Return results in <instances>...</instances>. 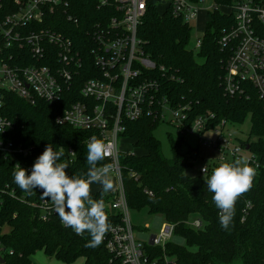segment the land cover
<instances>
[{"label": "trees", "instance_id": "trees-1", "mask_svg": "<svg viewBox=\"0 0 264 264\" xmlns=\"http://www.w3.org/2000/svg\"><path fill=\"white\" fill-rule=\"evenodd\" d=\"M13 1L1 0L6 8L12 7ZM100 1L67 0L66 15L60 12L56 17L59 31L68 33L82 53L88 54L91 47L85 30L98 22L106 26L111 17L118 15L114 0H105L104 5H100ZM213 1L214 11L207 14L196 54L186 48L189 25L169 12L148 5L136 37L143 56L155 65V69L143 73L142 77L156 80L158 96L166 99L170 107H187L189 121L212 115L207 122L208 128L223 121L237 125L249 115V136L241 142V147H248L246 150L254 161L252 166L258 165L254 187L238 199L232 224L227 230L223 229L219 223V210L212 201L213 194L205 182L219 163L209 165L205 175L186 176L184 170L192 166L191 157L195 156L196 150L181 154L177 151L178 145L171 146L172 155L166 158L154 137L160 122L146 114L136 121H121L124 130L120 138L129 139L140 151L119 155L122 185L128 210L146 209L148 214L159 215L164 222L174 225V237L184 241V246L172 241L166 244L167 254L174 258V264H261L264 262V104L252 91L248 98H231L223 91L221 81L227 53L221 51L218 38L222 28L232 24V17L218 12L217 8L232 4V0ZM67 16L72 19L68 21ZM91 63L89 57L86 64L90 66ZM78 75L79 83L92 77L89 69ZM79 100L76 90L74 95L64 96L52 105L43 101L32 105L8 92L0 95V119L10 123L3 138L14 145L32 148L24 158H0V264H34L31 257L38 251L63 264H73L78 259L83 260L82 264H120L109 261L104 241L99 247H86L90 239L87 232L80 236L65 227L54 210L43 208L42 201L45 200L39 190L28 195L13 180L14 166L19 163L30 174L34 161L48 144L54 150L64 147L62 161L69 163V174L87 171L86 141L91 136L102 137L92 131L55 123L57 116ZM251 138L254 141H250ZM69 151L75 154L71 157ZM103 162L107 163L106 160ZM129 171L135 176L129 177ZM97 185L91 191L92 198H103L110 224L118 223L120 215L111 213L108 208L114 193L103 194L102 186ZM247 202L251 208L241 221ZM190 217L199 219L202 229L188 227L186 222Z\"/></svg>", "mask_w": 264, "mask_h": 264}, {"label": "built area", "instance_id": "built-area-1", "mask_svg": "<svg viewBox=\"0 0 264 264\" xmlns=\"http://www.w3.org/2000/svg\"><path fill=\"white\" fill-rule=\"evenodd\" d=\"M199 2L114 0L118 15L111 17L106 26L98 22L85 30L91 44L87 54L80 52L68 33L59 31L57 26V15L60 12L66 15L67 0H14L10 8L4 7L0 0V95L8 92L32 105L37 101L52 105L64 96L74 95L76 90L81 100L71 103L56 117L55 123L92 131L111 145L105 160L116 163L119 186L112 192L114 199L108 208L111 213H118L120 218L118 223L111 224L104 238L110 262L174 264V258L166 251V244L174 237L173 224L163 222L159 231L149 236L147 243L134 238L122 185L117 142L124 130L121 121H136L144 114L162 122L165 113L170 112V124L182 134L201 136L208 129L207 122L213 118L212 115L198 116L189 121L187 107H170L166 99L158 96L156 80L142 77L143 73L154 70L155 65L143 56L136 37L149 4L189 25L201 10ZM104 4L105 0H101L100 5ZM222 7L226 10L220 13L232 17V24L222 28L218 38L221 51L227 53L221 81L223 91L231 98H248L252 91L264 104V0H232V4ZM204 11L207 15L214 8ZM71 19L67 16L68 21ZM200 45L199 38L197 51ZM89 57L92 66L86 64ZM86 69L92 77L77 82L80 78L78 73ZM225 123L217 125L219 131L206 140V145L219 153L215 161L219 164L224 162L225 156L235 160L241 158L242 150L247 151L242 147L229 150L230 139L221 133ZM9 125L8 121L0 119V130H3L0 131V158L27 157L32 148L14 145L3 138ZM69 155L73 156L71 151ZM248 160L254 163L251 154ZM207 170L208 166H203L200 174L205 175ZM128 176L135 175L129 171ZM42 206L47 211L53 210L46 201H42ZM250 208L247 202L241 221ZM186 225L194 230L203 227L202 222L194 217Z\"/></svg>", "mask_w": 264, "mask_h": 264}, {"label": "clouds", "instance_id": "clouds-1", "mask_svg": "<svg viewBox=\"0 0 264 264\" xmlns=\"http://www.w3.org/2000/svg\"><path fill=\"white\" fill-rule=\"evenodd\" d=\"M86 148L88 169L85 173L69 174V163L62 161L64 147L54 150L48 144L34 161L30 174L17 163L12 175L14 183L28 195L39 190L41 198L50 202L61 223L77 235L83 236L87 232L90 239L85 246L96 248L103 243L111 224L105 200L93 199L91 186L101 185L103 194L115 192L119 176L114 161L103 162L111 148L104 139L92 136L86 142ZM257 168L258 165L252 166L246 157L236 158L221 162L205 179L208 191L213 194L212 201L219 210V223L223 229L227 230L232 224L238 199L254 187Z\"/></svg>", "mask_w": 264, "mask_h": 264}, {"label": "rangeland", "instance_id": "rangeland-1", "mask_svg": "<svg viewBox=\"0 0 264 264\" xmlns=\"http://www.w3.org/2000/svg\"><path fill=\"white\" fill-rule=\"evenodd\" d=\"M213 0H200L198 6L201 9L196 19L189 22L190 36L186 46L187 50H191L193 54L197 53L196 42L201 38L203 33L204 24L208 19L204 9L214 8ZM218 12L226 10L224 7H218ZM170 112L165 113L164 121L160 122L159 126L154 131L155 139L160 143L162 154L166 158H170L172 155L171 146L178 145L177 151L181 154H187L189 150H196L195 156L192 158V166L184 170V174L190 178L200 175V169L207 165H211L219 157V153L214 149L208 147L206 140H210L213 137L215 131H219L218 126L206 129L201 136L197 134H182L175 126L170 124ZM251 127L250 116H246L242 123L237 125H231L225 123L222 129V135L230 139L229 150L233 147H241V142H245L248 139L249 131ZM202 139H201V138ZM250 141H254L251 138ZM207 144V145H206ZM118 151L122 153L138 154L140 151L133 147L132 142L127 138H118L117 142ZM241 157H250L249 151L242 150ZM231 158L225 156V161H230ZM97 184L91 186L92 191L97 188ZM130 223L133 227V235L137 241L147 243L149 236L156 234L164 219L159 215H150L146 209L139 211L128 210ZM190 217L188 221L192 220ZM172 242L184 246V241L181 238L173 237ZM31 260L34 264H63L54 257L45 255L42 251L36 252ZM83 260L78 259L73 264H82Z\"/></svg>", "mask_w": 264, "mask_h": 264}, {"label": "water", "instance_id": "water-1", "mask_svg": "<svg viewBox=\"0 0 264 264\" xmlns=\"http://www.w3.org/2000/svg\"><path fill=\"white\" fill-rule=\"evenodd\" d=\"M246 149H248V147H246Z\"/></svg>", "mask_w": 264, "mask_h": 264}]
</instances>
